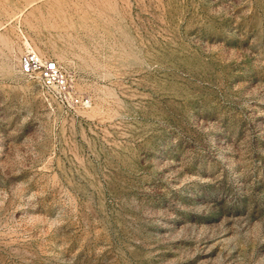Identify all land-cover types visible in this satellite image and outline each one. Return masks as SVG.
<instances>
[{
  "label": "rangeland",
  "instance_id": "rangeland-1",
  "mask_svg": "<svg viewBox=\"0 0 264 264\" xmlns=\"http://www.w3.org/2000/svg\"><path fill=\"white\" fill-rule=\"evenodd\" d=\"M0 264H264V0H0Z\"/></svg>",
  "mask_w": 264,
  "mask_h": 264
},
{
  "label": "built area",
  "instance_id": "built-area-1",
  "mask_svg": "<svg viewBox=\"0 0 264 264\" xmlns=\"http://www.w3.org/2000/svg\"><path fill=\"white\" fill-rule=\"evenodd\" d=\"M18 64L24 76L36 79L43 97L56 102L65 111L77 112L91 107V99L76 92L72 75L57 60L40 56L28 44L21 52Z\"/></svg>",
  "mask_w": 264,
  "mask_h": 264
},
{
  "label": "bare ground",
  "instance_id": "bare-ground-1",
  "mask_svg": "<svg viewBox=\"0 0 264 264\" xmlns=\"http://www.w3.org/2000/svg\"><path fill=\"white\" fill-rule=\"evenodd\" d=\"M28 45V44H27Z\"/></svg>",
  "mask_w": 264,
  "mask_h": 264
}]
</instances>
